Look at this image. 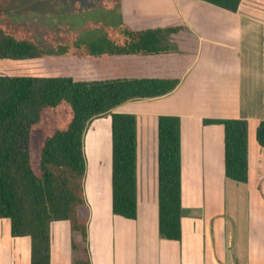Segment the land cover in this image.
I'll list each match as a JSON object with an SVG mask.
<instances>
[{"label": "trees", "instance_id": "1", "mask_svg": "<svg viewBox=\"0 0 264 264\" xmlns=\"http://www.w3.org/2000/svg\"><path fill=\"white\" fill-rule=\"evenodd\" d=\"M236 12L241 0H203ZM109 36L89 35L47 49L0 27V219L11 237H28L29 264H49L50 224L65 221L71 264H89L83 193V136L109 117L111 214L136 218V117L114 110L173 91L194 61L197 38L181 19L112 23ZM55 126L37 149L32 133L43 113ZM223 129L224 176L247 182L244 119H203ZM255 141L264 148V33L262 118ZM156 204L159 238H181L179 118L156 119Z\"/></svg>", "mask_w": 264, "mask_h": 264}, {"label": "crops", "instance_id": "2", "mask_svg": "<svg viewBox=\"0 0 264 264\" xmlns=\"http://www.w3.org/2000/svg\"><path fill=\"white\" fill-rule=\"evenodd\" d=\"M158 3L153 0L149 4ZM170 4V20L181 19L196 36V56L173 91L136 101L146 108L141 109L143 114L135 113L136 218L111 214L110 177L107 190L98 181L83 185L89 264H264V148L257 145L254 136L262 118L264 4L241 0L236 12L203 0H171ZM150 19L163 20L152 17L125 23ZM156 100H163V107L170 112L152 114L147 110ZM123 105L114 111L120 112ZM158 115L179 118V241L161 239L157 233ZM203 119L247 121L246 183H228L224 176L223 129L220 125H204ZM150 129L153 134L148 135ZM227 186H240L247 212V224L234 227L231 239L225 222L216 219L225 208ZM29 250V238L11 237L9 222L0 219V264H29ZM49 257V264H71L65 221L50 224Z\"/></svg>", "mask_w": 264, "mask_h": 264}, {"label": "rangeland", "instance_id": "3", "mask_svg": "<svg viewBox=\"0 0 264 264\" xmlns=\"http://www.w3.org/2000/svg\"><path fill=\"white\" fill-rule=\"evenodd\" d=\"M0 0V27L18 36L32 38L44 48L52 49L57 42L65 43L74 38L91 34L109 36L114 28L112 23L117 19L122 23L139 21L146 18L159 17L170 20L172 16L171 0H162L152 4L153 0ZM252 2L253 0H246ZM261 5L264 0H259ZM149 4V5H148ZM147 5V6H146ZM146 6V7H145ZM145 7V8H144ZM139 102L130 101L118 111H126L135 115L143 114ZM163 100H156L149 106L152 114L169 113L163 107ZM150 112L147 114L150 115ZM138 115V116H139ZM137 115H135L136 117ZM52 113H43L40 123L32 133V148L37 149L42 135L55 126ZM137 128V126H136ZM99 135H98V133ZM153 130L148 131V135ZM98 135V136H97ZM101 136L103 142H100ZM154 136V135H152ZM83 156L86 182L98 181L107 190V179L110 177V129L109 117L94 119L86 128L83 136ZM96 169V171H95ZM97 176V177H95ZM228 183L235 185L227 179ZM240 186H227L223 213L216 217L225 222L226 230L237 229L247 224L246 204L241 198ZM240 196V197H239Z\"/></svg>", "mask_w": 264, "mask_h": 264}, {"label": "bare ground", "instance_id": "4", "mask_svg": "<svg viewBox=\"0 0 264 264\" xmlns=\"http://www.w3.org/2000/svg\"><path fill=\"white\" fill-rule=\"evenodd\" d=\"M98 133V132H97ZM100 133V132H99ZM101 140H100V142H103V137L101 136V138H100Z\"/></svg>", "mask_w": 264, "mask_h": 264}]
</instances>
